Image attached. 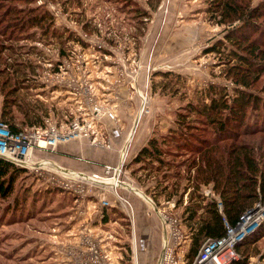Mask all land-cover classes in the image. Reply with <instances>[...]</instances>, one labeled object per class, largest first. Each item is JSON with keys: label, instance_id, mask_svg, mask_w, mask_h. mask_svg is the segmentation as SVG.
I'll list each match as a JSON object with an SVG mask.
<instances>
[{"label": "rangeland", "instance_id": "1", "mask_svg": "<svg viewBox=\"0 0 264 264\" xmlns=\"http://www.w3.org/2000/svg\"><path fill=\"white\" fill-rule=\"evenodd\" d=\"M76 1L36 0L33 5L45 3L57 33H48L46 37L36 31L28 38L14 41L13 49L8 51L11 58H16V68L19 63L22 65L17 75L20 81L18 97L28 103L29 117H40L36 126L50 121L68 129L73 122H91L94 133L86 139L90 142L93 138L107 140L102 121L115 119L96 115L95 107H98L101 114L111 111L115 118L117 113L136 112L138 121L134 132L149 126L152 127L151 135H158L176 127L174 110L187 100L198 99L210 86L226 87L229 97L232 96L236 86L225 77L226 63H221V58L227 60L225 54L232 49L229 40L224 38L231 26L215 23L212 12L208 11L210 0H160L155 6L148 5L147 0ZM262 1L252 0V5ZM182 23L188 27L178 30ZM261 25L264 27V23ZM175 29L178 35L172 37L169 31ZM186 32L191 33V38L185 37ZM166 34L168 42L164 52ZM217 40L224 42L220 46L222 52L208 51ZM169 71L172 73L167 78L158 74ZM139 82L144 86L140 87ZM252 88L264 97V89L259 91L264 88V74ZM3 99L0 92V114ZM14 111L18 118L22 117L18 109ZM248 122L262 127L252 125V129L240 133L237 141L260 146L264 152V110L251 111ZM202 130L198 125L192 132L206 138L212 136ZM128 147L129 143L124 149V163L122 152L120 154L122 164L118 178L131 188L118 187L116 192L130 202L131 220L125 209L115 202L102 209L101 205L93 206L98 211L93 223L90 215L86 212L82 215V210L77 209L75 198L81 193L60 186L64 174L70 173L50 165L37 171L18 167L22 172L12 193L0 198V264H66L72 254L85 248L81 241L84 232L103 238L114 264H132L134 243L141 246L138 264H155L163 237L162 213L183 234L190 235L183 210L193 188L187 187L186 176L190 171L193 178L196 167L189 168V165L199 156L171 147L173 153L164 156V164L140 169L139 163L130 164L132 157L126 152ZM40 151L34 153V161H51L42 158L44 154L38 155ZM175 175L181 177L178 192L170 199L166 194L157 195L156 192H161L160 186L171 184ZM124 190L140 199L136 206L144 226L139 230H133L137 214ZM197 190L204 202L220 199L212 183L200 184ZM207 190L211 191L209 196L204 193ZM97 192L114 196L113 193L106 195L103 190ZM153 192L155 197L151 196ZM179 194H182L181 202H178ZM144 195L153 204L144 199ZM96 197L89 195L83 203L91 202L92 206L95 203L92 199ZM80 222L86 225L77 227L74 224ZM263 224L264 221L240 246L242 254L238 253L243 257L242 264H250L258 258L264 260V227L259 231ZM140 234L145 240L139 243ZM248 239L251 242H247ZM190 242L191 247V239Z\"/></svg>", "mask_w": 264, "mask_h": 264}, {"label": "trees", "instance_id": "2", "mask_svg": "<svg viewBox=\"0 0 264 264\" xmlns=\"http://www.w3.org/2000/svg\"><path fill=\"white\" fill-rule=\"evenodd\" d=\"M35 1L0 0V92L4 95L0 119L14 131L27 125L36 126L40 117H29L28 103L18 97L20 81L17 75L23 68L20 63L16 68V58H11L12 54L8 51L13 49L14 41L28 38L36 31L45 36L57 33L45 3L33 5ZM159 1L147 0V4L155 6ZM210 2L208 11L212 12L215 23L231 26L224 38L229 40L232 49L225 54L227 60L221 58V63H226L225 77L236 86L232 96L229 97L226 87L210 86L198 99L185 101L184 105L174 110L176 127L158 135L152 134L130 161V164L139 163L140 169L146 165L164 164V156L173 153L170 152L171 147L189 150L199 156L189 165V168L196 167V173L193 178L190 171L186 176L189 180L187 187L193 190L183 210L184 219L190 226L192 255L205 239L223 235L224 219L234 225L252 204L264 201V152L260 146L237 141L240 133L252 129V125L262 127L255 123L250 125L248 115L251 111L258 112L260 108L264 110V97L252 88L264 74V27L261 25L264 23V0L255 5H252V0ZM223 43L217 40L207 50L221 53ZM171 73L158 72L165 78ZM263 89L259 91L263 92ZM15 108L22 117L16 116ZM198 125L202 126L203 132H210L212 136L206 138L192 132L198 129ZM21 172V168L0 158V198L12 193ZM180 180L181 177L175 175L171 184H163L160 186L161 192L156 194H166L170 199L178 192ZM208 183L219 191L222 213L214 200L204 202L198 193V186ZM156 194L153 192L151 196L155 197ZM179 196L178 202H181L182 194ZM260 227L259 231L264 224ZM247 238L249 236L238 244V252ZM247 242H251V239ZM239 264H242V260Z\"/></svg>", "mask_w": 264, "mask_h": 264}, {"label": "built area", "instance_id": "3", "mask_svg": "<svg viewBox=\"0 0 264 264\" xmlns=\"http://www.w3.org/2000/svg\"><path fill=\"white\" fill-rule=\"evenodd\" d=\"M95 111L98 116L105 115L110 119H115V115L111 111H105L101 114L98 107H95ZM90 127L91 122H73L68 129H63L54 122L45 121L44 125L24 126L14 131L4 120L0 119V158L17 167L34 169L35 171L50 165L53 168L71 172L72 175H65L62 171L64 180L60 186L64 189L74 188L81 193L75 198L76 202L85 200V197H89V195L97 196L101 209L110 206L111 203L107 196L97 191L103 190L106 193L108 186H110L116 204L125 209V214L131 220L133 210L130 202L116 192L117 188L121 187V183H123L118 178L122 163L114 168L104 166V173L107 174V177H104L105 175L88 176L83 173L65 170L58 165L56 167L51 161L45 163L47 162L45 160H33L36 150H52L60 141L79 137L89 138L94 133ZM96 139L91 140L93 145L110 148V141L107 138H105L107 140L99 141ZM124 153L125 150L122 151L123 163L126 158V156H123ZM112 170L113 173L111 174ZM107 179L111 181L105 182ZM112 180L115 182L112 183ZM88 184L90 185L88 186ZM204 193L209 196L211 191L207 190ZM214 201L218 211L222 213V202L220 199ZM161 218L163 222V239L155 264H239L242 257L236 248L244 238L252 234L264 221V201H259L244 211L234 225L229 224L224 219L225 230L223 235L205 239L193 255L190 253V235L188 233L183 234L176 225L163 216V213ZM81 241L85 243V248H81L72 254L71 259L66 264H114L113 257L105 248L103 238L94 237L90 233L84 232ZM131 257L132 264H138L135 252H132ZM250 264H264V260L258 258Z\"/></svg>", "mask_w": 264, "mask_h": 264}, {"label": "crops", "instance_id": "4", "mask_svg": "<svg viewBox=\"0 0 264 264\" xmlns=\"http://www.w3.org/2000/svg\"><path fill=\"white\" fill-rule=\"evenodd\" d=\"M78 6V5H77ZM76 7V6H74ZM184 27H188L185 25V23L180 24L179 29H184ZM186 30H184L182 33H184ZM172 37L175 35H178V31L173 30L172 32L169 31ZM185 37L191 38V33L184 34ZM167 34L165 36V43L162 47V50L164 47H167L166 41ZM171 43L169 42V46ZM184 47H187L184 43ZM164 51V50H163ZM166 52V51H164ZM142 84V83H141ZM140 87H143L144 85H140V82L138 83ZM136 112H132L131 110H128V112L123 113H117V116L115 120H108L107 118L102 121V130L107 133L106 138L110 141L111 147L103 148L100 146L93 145L89 139L86 138H74L67 141H60L58 142L52 150H41L38 155L44 154L42 158L50 159L53 163L58 165L60 168L74 171L78 173H83L85 175L91 176V175H104V166H111L116 167L120 165V154L122 150L125 149V145L129 143L128 150L126 151L128 156L130 158L134 157L136 152L147 142L148 138L150 137L152 133V127H144L141 128V130H135L136 123L138 121V118L135 114ZM170 126H167L168 128ZM161 131L165 130V128H160ZM45 152V153H42ZM48 154V156H47ZM130 161V160H129ZM127 184V182H124ZM123 184V183H122ZM109 188L106 190V195L109 193H112V188L108 186ZM131 188V186H129ZM129 187L127 188L128 190ZM121 188H124L122 185ZM124 190V194L128 196L131 200V202L134 205V208L136 210L137 214V220L136 224L133 227V230L136 231V228L139 230L143 228V219L139 217V210L136 206V201H140V199L135 196L132 192ZM108 199H110V202H112V205H115V198L107 196ZM145 199V198H144ZM93 202H95L91 206V202H87V206L83 203V200H79L76 203L77 209L82 210V215L86 212L87 215H90L91 221L95 223L96 216L98 215V211L93 208L95 205H99L98 198L92 199ZM142 201V200H141ZM152 201V200H151ZM145 202V201H144ZM153 202V201H152ZM114 203V204H113ZM147 203V202H145ZM119 206V205H117ZM91 207V208H90ZM118 208V207H117ZM101 209V208H100ZM74 223L77 227L83 226L85 223ZM86 225V224H85ZM97 226V225H96ZM84 227V226H83ZM163 231V228H162ZM163 233V232H162ZM144 235H139V243L145 238ZM163 237L161 238L162 242ZM136 242V239H135ZM134 249L132 248V252H135V255L138 260V249L141 247L139 244L136 245L134 243ZM161 247V244H160Z\"/></svg>", "mask_w": 264, "mask_h": 264}, {"label": "water", "instance_id": "5", "mask_svg": "<svg viewBox=\"0 0 264 264\" xmlns=\"http://www.w3.org/2000/svg\"><path fill=\"white\" fill-rule=\"evenodd\" d=\"M123 186L125 187L126 184L123 183ZM144 198H145L148 202H150L151 204H153V202H152V201H151L146 195H144ZM154 208H155V211H157L156 207H154Z\"/></svg>", "mask_w": 264, "mask_h": 264}, {"label": "bare ground", "instance_id": "6", "mask_svg": "<svg viewBox=\"0 0 264 264\" xmlns=\"http://www.w3.org/2000/svg\"><path fill=\"white\" fill-rule=\"evenodd\" d=\"M68 173H70L71 174V172H68ZM72 175V174H71ZM108 180V179H107ZM112 183H114V182H112Z\"/></svg>", "mask_w": 264, "mask_h": 264}]
</instances>
